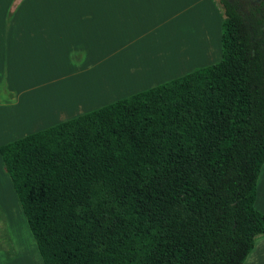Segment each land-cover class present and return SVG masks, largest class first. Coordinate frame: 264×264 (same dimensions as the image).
<instances>
[{
    "label": "trees",
    "instance_id": "trees-1",
    "mask_svg": "<svg viewBox=\"0 0 264 264\" xmlns=\"http://www.w3.org/2000/svg\"><path fill=\"white\" fill-rule=\"evenodd\" d=\"M221 59L0 145L43 264H242L264 214V0Z\"/></svg>",
    "mask_w": 264,
    "mask_h": 264
},
{
    "label": "crops",
    "instance_id": "crops-1",
    "mask_svg": "<svg viewBox=\"0 0 264 264\" xmlns=\"http://www.w3.org/2000/svg\"><path fill=\"white\" fill-rule=\"evenodd\" d=\"M222 17L215 0H0V145L218 62ZM115 73L132 79L34 108L60 85ZM254 206L264 214V164ZM0 212L16 248L10 258L0 249V264H23L21 252L43 264L1 155ZM242 264H264V235Z\"/></svg>",
    "mask_w": 264,
    "mask_h": 264
},
{
    "label": "rangeland",
    "instance_id": "rangeland-1",
    "mask_svg": "<svg viewBox=\"0 0 264 264\" xmlns=\"http://www.w3.org/2000/svg\"><path fill=\"white\" fill-rule=\"evenodd\" d=\"M215 1L219 5V0H215ZM245 1H247V0H245ZM115 74H117V75H115ZM115 74L112 75L114 77L108 76V77H105V79H103V77H102V78L94 79L93 81H88V82L85 83V85L83 84L82 86L77 87V89H74V87H72V85H70L69 87H67L68 85H60L59 87H57V89L54 88L53 90L49 91V93L46 94V97L38 98L37 100H35L34 103H33L34 108L35 107L44 106L47 100H49L50 98H58V97L62 96V93H64L65 91H67V92L64 93V95H67L69 90L70 91H72V90L73 91H77V90L84 91L85 90L87 92V95H85V97H87L88 95H97L98 93H101L104 89H107L108 87H106V85H104V83H103V82H105V80H109L110 79L109 80L110 84H112V85L115 84L116 85L117 83L119 84L121 82L129 81L130 79H132L131 76H122V75H124L122 73H115ZM112 85H110V86H112ZM95 88H97V89H95ZM74 95L75 96L76 95H82V93L80 92V93H77V94H74ZM54 109L55 108H53L51 110H54ZM56 109H59V108L56 107ZM48 112L45 111V112H41V113L45 115ZM29 115H32V113L30 112ZM4 216L5 215H3V213L0 212V249H1V251H4V254H5V256L7 258H10L13 255H16V251H15L16 248L13 245V240H11V237L7 233V232H10V230L7 228V222L3 220ZM27 226L28 225L25 222L24 226H21V229L24 227V229L26 228L27 232H29V239L31 240L29 242V245L32 244L34 246V248H35V251H34L35 255L34 256L39 258L38 257L39 255H38V253L36 251V245H35L32 237H31L30 231L28 230ZM19 255L22 256V257H20V259H21L20 262H24L23 264H29V263H27L28 261L25 260V259H27V258H25L27 256H25L24 253L21 252V254H19ZM28 256H30L29 253H28ZM30 264H34V261L32 263H30Z\"/></svg>",
    "mask_w": 264,
    "mask_h": 264
},
{
    "label": "flooded vegetation",
    "instance_id": "flooded-vegetation-1",
    "mask_svg": "<svg viewBox=\"0 0 264 264\" xmlns=\"http://www.w3.org/2000/svg\"><path fill=\"white\" fill-rule=\"evenodd\" d=\"M257 1H260V0H257Z\"/></svg>",
    "mask_w": 264,
    "mask_h": 264
}]
</instances>
